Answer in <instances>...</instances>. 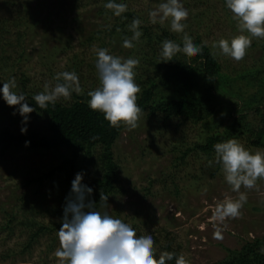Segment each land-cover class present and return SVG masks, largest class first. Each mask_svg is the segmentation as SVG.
Listing matches in <instances>:
<instances>
[{"label": "rangeland", "instance_id": "rangeland-1", "mask_svg": "<svg viewBox=\"0 0 264 264\" xmlns=\"http://www.w3.org/2000/svg\"><path fill=\"white\" fill-rule=\"evenodd\" d=\"M125 2L142 16L141 24L153 29L160 24L170 29L169 20L153 24L149 18V11L158 8L163 0ZM181 3L188 10L183 21L186 26L183 33H174L182 39L187 33L193 40L197 36L205 40L215 51L222 72L232 77L231 90L244 97L253 93L257 87L238 75L264 65V39L253 38L245 57L233 60L213 47L219 39L239 34L224 0H181ZM93 5V0H0V82L14 80L12 90L23 93L30 106L33 105L28 93L35 95L44 91L46 85L53 87L60 72H75L81 93L90 91L99 86L94 66L96 51L106 48L115 56L138 60L134 79L139 87L143 86L154 73L142 65L138 48L112 44L103 32L102 39H90L106 26ZM199 11L202 14L196 18ZM73 93L68 99L58 100L69 102ZM26 115L29 119L24 121L18 106H9L0 99V128L9 127L14 132H21L22 127L26 128L24 132L47 130L44 113L33 106V111ZM212 131L203 121L181 116L166 119L160 112H149L148 107L142 110L137 126L124 125L113 145L118 190L97 210L127 222L137 234L150 232L157 256L166 252L163 245L170 239L187 264H215L227 255L228 248H240L246 240L263 236L264 180L258 179L253 189L241 188L247 194L241 215L221 224L212 219L216 204L226 198L235 199L237 193L225 182L215 153L208 156L191 150L180 158L183 151L197 141H204ZM236 140L250 151H264L246 139ZM99 151L98 146L93 157L82 155L79 160L82 183L91 188L100 174L95 159ZM67 153L66 149L21 148L0 156V222L4 219L3 208L7 207L14 208L20 216L33 214L46 223L61 224L63 214L50 216L45 208L64 205L71 186L62 180L38 184L28 183V179L47 170ZM59 227L57 224L53 232L39 238L24 253L21 252L26 234L21 227L10 234L0 231V264H58L55 249L59 246L56 236ZM217 230L221 239L215 238ZM7 247H12L16 256L4 261L1 253Z\"/></svg>", "mask_w": 264, "mask_h": 264}, {"label": "trees", "instance_id": "trees-1", "mask_svg": "<svg viewBox=\"0 0 264 264\" xmlns=\"http://www.w3.org/2000/svg\"><path fill=\"white\" fill-rule=\"evenodd\" d=\"M94 12L105 19L106 26L91 35L90 39H102V32L108 35L112 44L119 45L124 39H132L133 31L130 25L134 18L141 21L142 16L127 7L120 16L106 9V0H93ZM185 1V0H184ZM125 3V0H116ZM127 5V4H126ZM202 14L197 12L195 17ZM141 35L132 40L133 48L141 54L142 65L151 68L153 75L140 86L137 93V104L142 110L160 112L163 117L181 116L184 119L203 121L213 131L204 141H197L182 152L183 158L191 150H199L210 156L214 153L213 145L229 138L246 139L255 147L264 148V65L251 68L246 73H240L239 78L247 80L249 85L257 88L248 96H242L231 90L232 77L222 72L219 59L213 48L201 37L193 41L201 45V51L192 56L178 51L171 61H160L161 46L165 40L182 45L183 39L168 27L158 24L156 29L151 25H139ZM264 47V43H263ZM89 90L76 94L69 102L56 100L49 103L47 109L36 106L29 92L32 105L47 116L48 127L45 131L14 132L9 127L0 128V156L6 155L12 149L28 151L66 149L57 162L42 173L31 176L28 183L44 184L48 181L62 180L71 186V181L79 171L80 158L93 157L96 147L100 151L96 159L100 168L99 176L95 177L90 198L96 210L105 203L101 197H109L118 190L117 163L114 159L113 145L123 130L110 127L103 114L88 107ZM27 93V92H26ZM140 112V113H141ZM139 113V114H140ZM27 142V143H26ZM50 216L63 214V205L45 208ZM4 219L0 222V231L7 234L16 232L21 227L26 238L23 241L21 253L30 251L42 236L55 230L52 222H44L33 214L20 216L14 208H3ZM53 224V225H51ZM264 235L246 240L240 248H228L227 255L215 264H264ZM163 250L179 255V249L168 239ZM16 252L7 247L1 253L2 260L15 258ZM175 263V259L169 261Z\"/></svg>", "mask_w": 264, "mask_h": 264}, {"label": "clouds", "instance_id": "clouds-1", "mask_svg": "<svg viewBox=\"0 0 264 264\" xmlns=\"http://www.w3.org/2000/svg\"><path fill=\"white\" fill-rule=\"evenodd\" d=\"M225 7L231 12L239 34L231 39L221 38L213 44L220 53L233 60L240 61L246 55L253 38L264 39V0H224ZM106 9L120 16L127 10L125 3L106 0ZM188 10L181 0H163L158 8L149 11L150 22L163 23L169 20L170 30L183 33ZM170 18V19H169ZM140 20L134 18L130 29L132 39H124L122 47H133L132 40L140 37ZM182 51L188 56L201 51L187 34L183 35V44L179 45L165 40L161 46L160 61H171L176 52ZM135 58H121L111 54L106 48L96 51L95 69L99 86L88 92V107L99 111L108 121L110 127L121 124L129 128L137 126L141 108L137 104V93L140 91L136 83ZM58 81L53 87L35 94L32 99L36 106L47 109L49 103H55L59 97L68 99L73 92L81 93L79 78L75 72L56 74ZM62 81V82H60ZM14 80L0 82V99L9 105L18 106L24 121L26 115L33 111L23 93H17ZM25 127L20 129L21 132ZM27 143V142H26ZM215 162L221 166L225 182L232 192L237 193L235 199L226 198L217 203L212 214L215 222L223 223L226 219L238 218L240 210L247 202L244 189H253L258 179L264 180V151H250L238 140L229 138L213 145ZM82 173L77 172L71 181V188L63 205L61 225L57 228L58 247L55 257L58 264H168L175 259V264H187L183 255L173 252H162L158 256L154 251V238L150 232L137 234L136 229L107 212L96 210L90 199L92 188L82 183ZM101 199L107 201L106 197ZM215 238L221 239V232H215ZM264 253V247L260 249Z\"/></svg>", "mask_w": 264, "mask_h": 264}]
</instances>
